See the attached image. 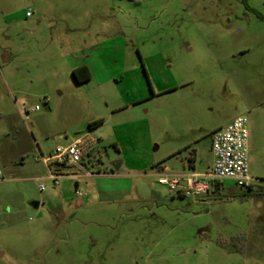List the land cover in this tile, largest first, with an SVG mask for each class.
<instances>
[{
	"label": "rangeland",
	"instance_id": "1",
	"mask_svg": "<svg viewBox=\"0 0 264 264\" xmlns=\"http://www.w3.org/2000/svg\"><path fill=\"white\" fill-rule=\"evenodd\" d=\"M243 116L264 181V0H0V264H264V183L159 184Z\"/></svg>",
	"mask_w": 264,
	"mask_h": 264
},
{
	"label": "built area",
	"instance_id": "2",
	"mask_svg": "<svg viewBox=\"0 0 264 264\" xmlns=\"http://www.w3.org/2000/svg\"><path fill=\"white\" fill-rule=\"evenodd\" d=\"M31 12L27 17H31ZM248 119L238 117L226 127L216 130L211 137V152L213 162L204 174H193L191 176L162 177L159 184L168 186L172 191L181 188V194H205L211 186L222 183L223 181H233L235 185L244 190H253L263 180L254 178L249 169L248 154ZM98 140L86 134L73 140L67 146H59L48 157H43V162L49 168L50 177L58 183V180L65 176L55 171L64 167H80L88 160L96 148ZM53 169L57 175L51 170ZM90 174V173H89ZM77 176V175H73ZM2 170L0 168V180ZM185 180L187 187H180V181ZM44 189V187H41Z\"/></svg>",
	"mask_w": 264,
	"mask_h": 264
},
{
	"label": "trees",
	"instance_id": "3",
	"mask_svg": "<svg viewBox=\"0 0 264 264\" xmlns=\"http://www.w3.org/2000/svg\"><path fill=\"white\" fill-rule=\"evenodd\" d=\"M73 77L75 81L79 84L86 83L92 79V74L87 66L80 67L73 71ZM104 123V121L99 120L89 125V129L94 130L101 126ZM65 167L63 168V170ZM249 191H252L249 190Z\"/></svg>",
	"mask_w": 264,
	"mask_h": 264
},
{
	"label": "crops",
	"instance_id": "4",
	"mask_svg": "<svg viewBox=\"0 0 264 264\" xmlns=\"http://www.w3.org/2000/svg\"><path fill=\"white\" fill-rule=\"evenodd\" d=\"M83 66H86L85 64H81V65H78V66H76L75 68H73V70L72 71H74V70H76V69H78V68H80V67H83ZM88 67V66H87ZM89 68V67H88ZM89 70H90V72H91V69L89 68ZM92 74V73H91ZM220 128H223V127H219V128H217L216 130H218V129H220ZM95 130V129H94ZM215 130V131H216ZM215 131H213V133L215 132ZM212 133V134H213ZM213 158V157H212ZM212 162H213V159H212ZM212 162H211V164H212ZM211 164L209 165V167L211 166ZM208 167V168H209ZM191 168H193V170H196V166L195 165H192L191 166ZM160 169H162V171H164V170H166V167L164 168V167H161ZM193 174H200V173H193ZM192 174V175H193ZM175 177H184V176H191V175H189V174H186L184 171H181V172H178V173H174L173 174Z\"/></svg>",
	"mask_w": 264,
	"mask_h": 264
},
{
	"label": "water",
	"instance_id": "5",
	"mask_svg": "<svg viewBox=\"0 0 264 264\" xmlns=\"http://www.w3.org/2000/svg\"><path fill=\"white\" fill-rule=\"evenodd\" d=\"M116 170H119V167H116Z\"/></svg>",
	"mask_w": 264,
	"mask_h": 264
}]
</instances>
